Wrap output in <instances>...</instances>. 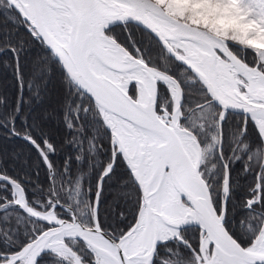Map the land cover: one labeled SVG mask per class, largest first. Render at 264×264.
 I'll return each instance as SVG.
<instances>
[{"label":"snow or ice","instance_id":"snow-or-ice-1","mask_svg":"<svg viewBox=\"0 0 264 264\" xmlns=\"http://www.w3.org/2000/svg\"><path fill=\"white\" fill-rule=\"evenodd\" d=\"M33 47L67 131L9 117L48 184L0 153V264H264V0H0L21 89Z\"/></svg>","mask_w":264,"mask_h":264},{"label":"trees","instance_id":"trees-1","mask_svg":"<svg viewBox=\"0 0 264 264\" xmlns=\"http://www.w3.org/2000/svg\"><path fill=\"white\" fill-rule=\"evenodd\" d=\"M37 51L36 47L28 49L24 53V63L22 65L23 88L21 89L16 81L14 71L4 69L0 66V96L4 97L5 103L0 105V153H6L5 167L8 174L17 179L23 178L26 187H30L29 195L33 193L42 195L36 187L28 184L29 178L36 179L39 183L47 186L48 176L47 170L44 168L42 162L39 161L37 154L30 146H27L24 141L18 137L7 139V128L9 117H15L18 128H23L24 123L22 117L31 112L48 109L54 111L58 120H52L49 127L54 131V139L58 142L66 133L63 123L65 114V102L67 99L66 85L64 83V72L59 67H54L50 76L35 75V70L32 66V58ZM46 79V83L43 81ZM34 93H38L40 99ZM19 96V104L17 105ZM76 98L73 97L71 106L68 108V116L73 117L72 108L75 107ZM19 106L20 112H15L16 107ZM69 135L71 133H68ZM67 151L75 153V149L71 146ZM57 159V158H54ZM63 154H59L58 160L62 162ZM87 165V162H84ZM39 170V177L35 176V171ZM76 162L73 160L72 172L75 175Z\"/></svg>","mask_w":264,"mask_h":264}]
</instances>
